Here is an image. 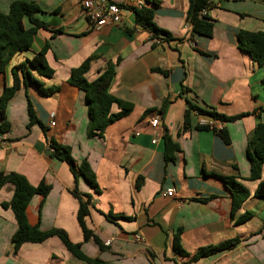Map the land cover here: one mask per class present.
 I'll list each match as a JSON object with an SVG mask.
<instances>
[{
  "label": "crops",
  "instance_id": "1",
  "mask_svg": "<svg viewBox=\"0 0 264 264\" xmlns=\"http://www.w3.org/2000/svg\"><path fill=\"white\" fill-rule=\"evenodd\" d=\"M12 1L0 0V12L6 13ZM23 1L40 8L36 16L46 27L37 30L28 49L12 56L7 47L0 51V93L12 83L11 67L45 43V58L54 73L35 76L45 86H58L50 95L22 86L5 109L10 128L0 132V172H18L32 185L43 179L51 186L40 207V196L31 198L28 223L41 230L63 229L72 242L81 243L85 255L109 264H264V198L253 196L257 181L244 179L249 174L246 142L256 117L220 121L192 114L190 127L181 130L186 100L227 116L258 110L264 123V62L257 65L237 46L239 30L264 31V1L211 0L207 15L213 28L204 36L191 30L189 0H157L153 20L170 34L169 40L153 38L135 24L130 7L144 0H112L122 5L121 21L98 30L86 18L81 0ZM88 57L86 78L95 79L112 63L108 91L131 104L102 136H87L84 91L67 82L70 70ZM27 97L45 131L38 124L27 127ZM118 110L115 104L110 108L112 113ZM155 114L160 132L152 143L155 130L149 119ZM200 120H213V128H196ZM164 132L179 146L169 161L163 154ZM50 138L69 145L72 156L87 159L95 173L99 193L81 177L77 184L91 195L85 223L100 239L101 249L91 240L83 241L76 221L78 202L70 193L73 176L65 162L51 155ZM215 174L234 176L249 191L235 217L229 192ZM170 188L174 194L164 195ZM12 190L9 183L0 189V264H83L56 236L13 250L16 221L12 211L1 206ZM246 211L249 218L234 222ZM106 214L118 217L111 220ZM177 229L186 256L173 250ZM235 237L239 241L231 249L190 259L199 247Z\"/></svg>",
  "mask_w": 264,
  "mask_h": 264
},
{
  "label": "trees",
  "instance_id": "2",
  "mask_svg": "<svg viewBox=\"0 0 264 264\" xmlns=\"http://www.w3.org/2000/svg\"><path fill=\"white\" fill-rule=\"evenodd\" d=\"M158 4L157 0H144L141 6H131L130 9L134 13L135 24L144 28L152 34L153 38L161 40H169L170 34L159 28L153 20L154 7ZM122 6L121 4H119ZM212 7L211 0H189L186 17L190 23L193 33L204 36L211 35L213 28V20L207 15V10ZM206 9L205 14L202 10ZM40 8L31 2L23 0H14L9 4L6 13L0 12V51L7 47L8 56H12L18 51L29 48L34 34L40 28H45L43 20L38 18L36 14ZM58 31V30H57ZM238 48L246 51L253 62L260 65L264 62V31H246L239 30L237 33ZM47 44L33 53L32 56L25 58L23 61L13 65L10 69L12 83L5 86L0 93V132L9 130L10 125L6 119V105L8 100L22 86L31 85L43 95H50L58 89V86H45L44 83L35 76L51 77L54 70L48 65L45 53ZM90 57L86 58L80 65L72 68L69 73L67 82L84 91L85 102L87 106V136L98 135L102 136L105 127L115 119L125 115L131 109V104L116 98L108 91V86L112 80L114 69L113 64L108 63L106 68L101 71L95 79L89 81L85 74L89 68ZM2 67H0V70ZM155 70L161 71L159 68ZM165 73V71H162ZM115 104L119 110L115 113L110 112L111 106ZM192 114H196L208 119H217L220 121H231L240 118L244 115L252 114L256 117V124L247 138L246 142V157L249 164V174L246 180L257 181L253 196L264 198V177L261 178V167L264 164V123L260 120L259 111L252 110L251 112H243L237 115L227 116L216 112L214 109L202 108L189 100H186V109L183 114V122L181 130L185 131L190 127ZM27 115L29 128L32 124H38L42 131L46 127L37 119L34 114L31 102L27 97ZM198 129L213 128L208 124H197ZM220 137L224 142H228V137L223 128L218 130ZM163 154L165 161L172 160L173 152L179 149V146L172 141L167 132L163 134ZM51 155L67 164L72 176L74 185L70 193L77 199L78 207L76 210V221L81 229L83 241L91 240L99 249L102 248L100 239L94 232L86 226L85 218L89 214L91 195L83 193L78 189V178H83L89 187L99 193V187L96 181L95 173L93 172L87 159L77 161L71 153V147L66 144L57 142L50 138L48 142ZM216 175V174H215ZM220 178L231 198V217H235V212L241 207L242 203L248 199V189L234 176L216 175ZM242 179L241 177H239ZM141 177H138L136 187L140 185ZM13 186L12 196L9 201L2 202L3 208H9L12 211L16 221V230L11 237L13 250L16 251L21 244L25 242L40 243L45 239L56 236L66 250L83 264H109L99 257H90L84 254L81 250V243L72 242L66 231L61 228H50L47 230L39 229L38 225H30L26 217V208L34 195L40 196L39 207L44 202V199L50 191V184H47L43 179L36 185L28 182L26 177L18 172H0V189L5 184ZM251 216V213L246 211L234 219V222L239 223ZM107 219H115L111 214H106ZM124 217V216H123ZM180 229H177L173 234L172 247L174 252L179 255L186 256L188 252L184 250L180 244ZM239 241L237 237L225 240L215 245H207L199 247L191 256V260H196L223 249H231Z\"/></svg>",
  "mask_w": 264,
  "mask_h": 264
},
{
  "label": "built area",
  "instance_id": "3",
  "mask_svg": "<svg viewBox=\"0 0 264 264\" xmlns=\"http://www.w3.org/2000/svg\"><path fill=\"white\" fill-rule=\"evenodd\" d=\"M264 1V0H261ZM82 10L90 22L91 26L98 30L106 24H117L121 21L122 7L119 3L112 0H81ZM135 6H141V3L135 4ZM206 9L202 10V14H205ZM214 120V119H213ZM213 120H200L199 124H208L212 126ZM160 118L158 114L153 115L149 119V125L155 130L154 136L151 140L155 143L160 132ZM219 124L216 120L214 121ZM53 124V122H51ZM174 194V189L170 188L164 192L166 196H172ZM264 230V225H263ZM138 238V236H135ZM109 241V240H108Z\"/></svg>",
  "mask_w": 264,
  "mask_h": 264
},
{
  "label": "water",
  "instance_id": "4",
  "mask_svg": "<svg viewBox=\"0 0 264 264\" xmlns=\"http://www.w3.org/2000/svg\"><path fill=\"white\" fill-rule=\"evenodd\" d=\"M48 152V151H47Z\"/></svg>",
  "mask_w": 264,
  "mask_h": 264
}]
</instances>
